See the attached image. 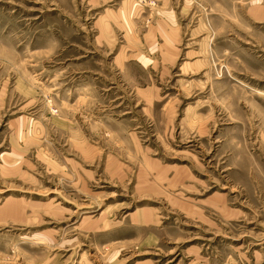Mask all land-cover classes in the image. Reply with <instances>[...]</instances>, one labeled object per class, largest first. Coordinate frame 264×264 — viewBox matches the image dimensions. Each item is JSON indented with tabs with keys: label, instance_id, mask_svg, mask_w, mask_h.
<instances>
[{
	"label": "rangeland",
	"instance_id": "374dc122",
	"mask_svg": "<svg viewBox=\"0 0 264 264\" xmlns=\"http://www.w3.org/2000/svg\"><path fill=\"white\" fill-rule=\"evenodd\" d=\"M0 264H264V0H0Z\"/></svg>",
	"mask_w": 264,
	"mask_h": 264
}]
</instances>
